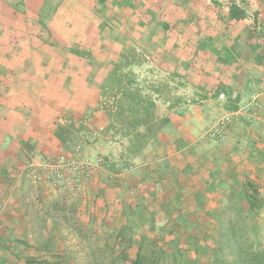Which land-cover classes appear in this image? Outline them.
<instances>
[{
    "label": "rangeland",
    "instance_id": "rangeland-1",
    "mask_svg": "<svg viewBox=\"0 0 264 264\" xmlns=\"http://www.w3.org/2000/svg\"><path fill=\"white\" fill-rule=\"evenodd\" d=\"M37 1L39 15L18 24L41 28L24 58L51 113L0 208V264H134L143 236L142 264H215L264 248V103L233 125L230 148L248 143L219 186L210 175L228 145L207 131L249 87L229 78L260 56L264 0ZM119 87L140 95L139 117L119 114ZM149 102L160 129L132 148L129 124L145 132Z\"/></svg>",
    "mask_w": 264,
    "mask_h": 264
},
{
    "label": "crops",
    "instance_id": "crops-1",
    "mask_svg": "<svg viewBox=\"0 0 264 264\" xmlns=\"http://www.w3.org/2000/svg\"><path fill=\"white\" fill-rule=\"evenodd\" d=\"M38 6L39 8L36 7ZM40 10V4L37 0H0V181H5L6 173L3 171V166H7L10 169H19V166L28 167L32 166L31 160L28 157L29 151L25 148V142L30 141L32 144H37L41 141L42 132L47 124V113H51L50 107L47 111L44 101L39 99L44 95L40 92V87L35 86L36 82L40 79V72L34 69L31 72L26 67V64H30L31 60L24 58L25 49L32 50L33 43L28 40L30 37L38 38L42 40V37L38 35L40 27H34L33 25L22 26L18 22L25 21L29 17L38 16ZM39 12V13H38ZM35 29V30H32ZM20 33V34H19ZM29 42L25 44L24 42ZM42 43L40 42V45ZM47 44V43H46ZM21 46L22 52H15ZM50 44L46 46L48 49ZM41 48V47H40ZM15 53H13V52ZM11 52V53H10ZM29 52V51H28ZM41 55V54H40ZM34 59V58H33ZM252 68L243 67L240 68V72L236 76L229 78L231 82H235L236 79L239 84H245V92L240 94L238 109L247 110L249 106L255 101H261L264 103V60L247 64ZM30 66V65H29ZM40 67V65L38 64ZM256 71V72H255ZM235 75V74H234ZM233 77H236L233 79ZM31 79V80H30ZM254 79V80H253ZM15 80L16 84L13 88L9 87L10 81ZM28 81H32L29 83ZM234 84V83H232ZM251 89V91L249 90ZM235 92V91H234ZM238 92H235V95ZM239 95V93H238ZM220 96L226 97L225 93H221ZM251 100L247 103V100ZM45 107L46 110L43 109ZM233 127V126H232ZM229 131L223 141L226 145L220 147L228 155L226 156L225 167L215 165L210 177L212 180L216 179L218 186L219 177L236 175L232 162L243 158L242 154L237 153L238 147L246 146L248 141L243 138L232 144L227 142L231 139L234 141V129ZM250 144V142H249ZM227 147V148H226ZM228 149V152H227ZM28 156V157H27ZM217 163V162H216ZM16 167V168H15ZM25 168V169H26ZM224 169V173H220V170ZM189 177H184L182 190L186 193L189 191L185 187L189 185L191 189L194 188L196 180V168L190 169ZM10 176V174L8 175ZM20 176V175H19ZM209 176V172L206 174ZM14 184L9 189H5V186L0 185V192L5 194L3 200H0V207H6L9 203L8 194L12 190ZM210 191V190H209Z\"/></svg>",
    "mask_w": 264,
    "mask_h": 264
},
{
    "label": "trees",
    "instance_id": "trees-1",
    "mask_svg": "<svg viewBox=\"0 0 264 264\" xmlns=\"http://www.w3.org/2000/svg\"><path fill=\"white\" fill-rule=\"evenodd\" d=\"M198 1L201 4L205 5L206 0L205 1L204 0H197V3H198ZM232 9H233L232 10L233 14L231 15V18H236V19L239 18V14H238L239 9H237L235 7H232ZM102 44H103V42L100 43V45H102ZM256 48H257L256 55L253 54L252 56H254V57L257 56V53H259L260 56L256 60H255V58L251 59V61H256V62L257 61H263L264 60V54H263L264 53V46L261 48H259V47H256ZM261 50H263V53H261L262 52ZM247 59H246V61H247ZM120 63L113 64L115 66L114 67L112 66V68H111L110 73L114 79L116 77V74H118V68L120 66ZM119 76L120 75L118 74V77ZM237 83H238V81H237ZM118 90L121 92L122 97H123L122 101H119V105H121V109H120L119 114L128 113L127 116L131 115V116L139 117L141 114L140 109L143 108V106H142L143 100L139 98L140 95L137 94V92H133L131 87H125V88L119 87ZM237 97H238V94L236 95L235 98L237 99ZM128 98H130V99H128ZM152 108H153V110H152ZM154 108H155V104L153 102H149V105L145 106V108H144L145 114H142V115H145V116H143V118H144L143 124L145 125V129H146L145 132L142 131L138 127V125H135L134 123L130 122L128 130L131 132V135H132V139H131V147L132 148H134V147L139 148L140 147L139 141L141 139L149 138V136L154 137L157 135V133H155V132L160 129L161 125L159 126V124L157 123V119L155 117L156 113L154 111ZM57 125H58V128L54 133H55V136L59 140H62L63 139V132L66 131L67 126L65 127L63 124H58V123H57ZM24 146L28 151H32L34 149L33 147L35 145L32 144L30 141H28V142H25ZM28 159L30 161V157H28ZM25 168L26 167H23V166L20 167L19 166V169L16 168V170H14V169H10L7 166H3V171L5 170L7 177L5 178V181L4 180L2 181V183L0 181V185L5 186V189L11 188V186L14 184L17 176H19L21 174V172L23 173V171H25L27 169V168L26 169ZM9 174H10V176H8ZM4 197H5V194L3 192H0V200H3ZM234 238L235 237H232L231 241ZM148 239H149L148 236L142 237L141 243L139 244V248L137 249V256H136V259L134 260V264H142L143 263L142 257H141V249L143 248V242H145ZM235 241H237V239L233 240V242H235ZM160 252H161V254L165 253L164 250H160ZM27 259H29V258H27ZM27 259L25 258L26 261H27ZM212 261H214L215 264H264V248L257 246L253 251H250L248 253H242V254L239 253L237 255V257H235L230 262H227L229 260L222 259L221 256H220V258L216 257ZM29 264H32V263H29Z\"/></svg>",
    "mask_w": 264,
    "mask_h": 264
},
{
    "label": "built area",
    "instance_id": "built-area-1",
    "mask_svg": "<svg viewBox=\"0 0 264 264\" xmlns=\"http://www.w3.org/2000/svg\"><path fill=\"white\" fill-rule=\"evenodd\" d=\"M247 110L237 109L232 112H227L223 116L211 121L207 126V131L211 137L215 139H223L231 130L234 124L241 122L243 114Z\"/></svg>",
    "mask_w": 264,
    "mask_h": 264
}]
</instances>
